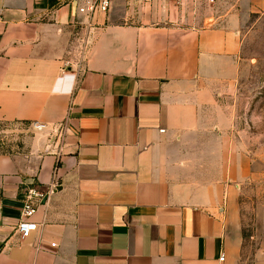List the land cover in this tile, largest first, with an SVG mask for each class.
Here are the masks:
<instances>
[{
	"label": "crops",
	"instance_id": "obj_1",
	"mask_svg": "<svg viewBox=\"0 0 264 264\" xmlns=\"http://www.w3.org/2000/svg\"><path fill=\"white\" fill-rule=\"evenodd\" d=\"M91 1L0 0V264H245L264 141L229 100L244 7L264 0H112L89 18Z\"/></svg>",
	"mask_w": 264,
	"mask_h": 264
},
{
	"label": "rangeland",
	"instance_id": "obj_2",
	"mask_svg": "<svg viewBox=\"0 0 264 264\" xmlns=\"http://www.w3.org/2000/svg\"><path fill=\"white\" fill-rule=\"evenodd\" d=\"M250 6L245 5L247 14L241 16L240 73L229 105L235 111L237 127L247 129L252 141H264V4L258 12H251ZM223 8L218 7L219 12L216 9L215 14L221 15ZM247 199L251 203L252 226L246 230L249 236L245 264H254L252 259L255 255H264V178L252 183L247 190Z\"/></svg>",
	"mask_w": 264,
	"mask_h": 264
},
{
	"label": "built area",
	"instance_id": "obj_3",
	"mask_svg": "<svg viewBox=\"0 0 264 264\" xmlns=\"http://www.w3.org/2000/svg\"><path fill=\"white\" fill-rule=\"evenodd\" d=\"M112 0H92L86 6L79 9V13L93 18L96 13H107L111 8ZM36 130H42L45 127L40 124H35ZM43 197L35 188H30L26 191L23 201V209L21 220L17 227V233L22 239L29 238L32 233L37 231L38 225L33 221V216L36 214L39 201Z\"/></svg>",
	"mask_w": 264,
	"mask_h": 264
}]
</instances>
